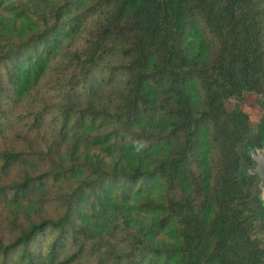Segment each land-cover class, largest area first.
Here are the masks:
<instances>
[{
    "label": "trees",
    "instance_id": "16d2710c",
    "mask_svg": "<svg viewBox=\"0 0 264 264\" xmlns=\"http://www.w3.org/2000/svg\"><path fill=\"white\" fill-rule=\"evenodd\" d=\"M254 119L264 0H0V264H264Z\"/></svg>",
    "mask_w": 264,
    "mask_h": 264
},
{
    "label": "water",
    "instance_id": "95a60500",
    "mask_svg": "<svg viewBox=\"0 0 264 264\" xmlns=\"http://www.w3.org/2000/svg\"><path fill=\"white\" fill-rule=\"evenodd\" d=\"M259 134L247 139L241 145L240 149L245 150L247 155L252 159L255 164L253 167H248V175L256 176L255 182V196L257 195L261 205L264 207V138L260 141Z\"/></svg>",
    "mask_w": 264,
    "mask_h": 264
},
{
    "label": "rangeland",
    "instance_id": "374dc122",
    "mask_svg": "<svg viewBox=\"0 0 264 264\" xmlns=\"http://www.w3.org/2000/svg\"><path fill=\"white\" fill-rule=\"evenodd\" d=\"M245 106L247 107L248 110H256V105H257V100L255 99L254 95L252 93H247L246 97H245V101H244ZM258 116H256L255 118H257ZM251 131L250 133L246 136V141L247 139H253L251 137L257 136L260 130L259 127V120L254 119L251 121ZM245 141V142H246ZM244 142V143H245ZM243 143V144H244ZM255 164H249V166L253 167ZM20 174V173H17ZM254 192H255V188H254ZM255 230L257 233V236L260 238L261 244L264 247V227H261V224L258 222L255 224Z\"/></svg>",
    "mask_w": 264,
    "mask_h": 264
}]
</instances>
